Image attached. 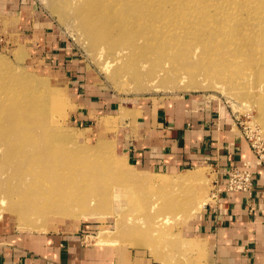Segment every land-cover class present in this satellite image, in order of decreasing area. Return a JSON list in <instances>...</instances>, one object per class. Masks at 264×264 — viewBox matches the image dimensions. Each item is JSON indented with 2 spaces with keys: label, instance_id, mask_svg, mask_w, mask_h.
<instances>
[{
  "label": "rangeland",
  "instance_id": "374dc122",
  "mask_svg": "<svg viewBox=\"0 0 264 264\" xmlns=\"http://www.w3.org/2000/svg\"><path fill=\"white\" fill-rule=\"evenodd\" d=\"M98 2L39 0L38 30H26L32 37L5 27L8 19L0 27V93L3 87L8 94L16 92L14 114L26 116L30 124L33 117L41 122L32 127L44 148L20 143L35 156L27 162L16 153L0 161V227L41 230L54 220L95 223L88 242L142 246L163 257V264H202L189 234L209 199L212 168L204 164L150 177L131 165L123 132L116 129L139 100L208 96L235 119L251 148L248 161L258 162L256 153L264 155V0H182L178 9L177 0H126L146 8L144 17L155 23L148 29L152 47L114 31L97 10ZM159 2L164 8L153 9ZM72 73L82 76L83 87L72 81ZM85 83L116 101V116L80 115L78 95ZM39 126L61 139L53 133L44 139ZM22 133L0 134V154L12 151ZM53 160L63 166L60 171L51 167ZM40 168L48 185L39 190L31 170ZM70 195L75 208H93L97 214L50 213L57 208L54 200L64 203Z\"/></svg>",
  "mask_w": 264,
  "mask_h": 264
},
{
  "label": "crops",
  "instance_id": "0c3cea01",
  "mask_svg": "<svg viewBox=\"0 0 264 264\" xmlns=\"http://www.w3.org/2000/svg\"><path fill=\"white\" fill-rule=\"evenodd\" d=\"M38 8L39 0H0V27L8 19L5 27L30 37L28 28L38 30L34 19L41 14ZM72 77L83 87L82 76L72 73ZM78 98L80 115L87 119L116 116V101L99 88L86 84ZM121 123L116 130L123 132L131 165L150 177L180 174L205 164L223 186L229 169L253 159L238 123L208 96L139 100ZM250 165L255 180L252 194L224 193L220 205L209 196L191 224L189 236L194 248H200L202 264H264V163ZM94 224L54 220L41 230L0 227V264H163V257L156 258L142 246L88 242Z\"/></svg>",
  "mask_w": 264,
  "mask_h": 264
},
{
  "label": "bare ground",
  "instance_id": "6f19581e",
  "mask_svg": "<svg viewBox=\"0 0 264 264\" xmlns=\"http://www.w3.org/2000/svg\"><path fill=\"white\" fill-rule=\"evenodd\" d=\"M168 1L175 2V0H168ZM180 1H182V0H177L178 3ZM123 2H125V3H123ZM96 8H97V10H99V12L101 11L102 19H106V21L108 20L109 21L108 25H111L112 29L114 31L117 30L120 34L123 35V37L127 38L128 41H134L135 42L138 38L139 39L142 38L145 42H147L146 44H144L142 46H144V47H147V46L152 47L153 46V43H154L153 39L148 38V34H149L148 29L152 28L155 25V23L153 22L152 18H149L148 16L144 17L143 12L146 8L140 9V7H137V6L135 7V6H133V2H130V5H128L126 3V0L125 1L124 0H101V2H98V4H96ZM149 8L150 7L148 6V9ZM156 8L158 10H162V8H164V7H161V4L159 2L158 7H156V6L153 7V9H156ZM178 8H182V6H180V3H179V6L177 7V9ZM172 10H174V8ZM181 10H183V9H180L178 11H181ZM147 20H151V21L148 22ZM262 22H264V21H262ZM200 29L204 30L203 26H201ZM262 38L264 39V36ZM146 39H148V40H146ZM230 41L232 42V37H231ZM232 43H234V42H232ZM138 47H140V45L137 44L136 48H138ZM242 48H244V47H242ZM240 50H242V49H240ZM235 57H238V55L235 54ZM224 63L226 65L225 61H224ZM227 69L228 68H225V70H227ZM135 71H136V69L134 70V72ZM11 72H13V71H11ZM9 75H11V73ZM11 76H13V75H11ZM28 79L29 78H26L27 81H28ZM14 80H16V79H14ZM14 80H13V83H14ZM20 81L22 82V80H20ZM30 82L32 83V80ZM33 82H34V80H33ZM33 84H32V87H33ZM25 85H28V84H25ZM1 87H3V86H1ZM14 87H15V85H14ZM14 87H12V88H14ZM5 88L6 87H3L4 90L1 89V91L3 90L4 92L2 94L0 93V134H9L10 136H12L11 133H15L19 129H20V132L23 131V133H22V136H20V134H19V140L17 141V143L15 145L16 147H19V148L15 147L10 152L5 151L2 154H0V161L1 160L2 161L12 160L16 153H20V155L28 162V158L31 156H35V155L32 154L31 152H29L28 150H23V148L20 147V143L25 144V145L32 144V146L39 145L40 148L44 150V148L42 147L43 143L39 142V136L36 135L37 133H36V131H34V129L32 127L34 125H41V122L36 120L35 117H33L32 118L33 124H30V119H28L26 116H24V115L16 116L14 114L13 110L15 109V106L18 103V101L12 102V100H15L14 93H16V92L12 91L10 94H8L7 89H5ZM16 90H18V88ZM18 94H15V95H18ZM37 98H38V96H37ZM41 98H43V97H41ZM49 98H50V96H49ZM10 103H11V105H10ZM45 105H46V103H45ZM45 105H44V107H45ZM44 107H43V110H44ZM17 110L19 112H21L20 107H17ZM45 110L47 111V107ZM21 126H25V128L23 130H21L22 129ZM27 126H30V127L27 128ZM39 127L41 128L42 131L38 135L43 134L44 139L52 138L53 132L52 133L50 132L52 130L48 126H39ZM53 134H55V133H53ZM55 135H57V140L61 139V136H60L61 134L58 135V133H56ZM33 153H35L37 155L40 154V152H37V153L33 152ZM57 159L58 158H56L55 160H57ZM55 160H53L51 167L55 169V172H58L63 168V166L58 165V163H54V162H57ZM48 163H49V161L46 160L45 161V169L49 172V170L47 168ZM45 169L40 168V169H32L31 170V173H32L34 180H35V182L33 184H35L36 189L40 190L41 187L48 185V183H45L46 179H47ZM42 176H44L43 180L39 181V178H41ZM138 176L139 175H137V177ZM138 179H140V178H138ZM163 181H165V180L163 179ZM33 184L31 185L32 189H34ZM24 193H28V192L25 191ZM39 195H40V191H39ZM70 198H71V200L65 199L64 203H58L53 198V200H54L53 205L57 206V208H55L54 211L51 210L50 213L52 212V213L56 214V216L62 215L65 217L66 216H71V217L72 216H74V217L84 216V217H86V216L95 215L96 212L92 211L93 208L92 209L87 208V207H82V208L78 207L79 209L75 208L74 207L75 201H73V198L71 195H70ZM56 199H61V198L57 196ZM3 201L4 200H2V203H3ZM0 208H1V206H0ZM120 224H122V223H120ZM103 239L106 240L107 238L106 239L103 238ZM109 240H110V238L107 241H109ZM100 241H102V240L100 239ZM109 243H110V241H109Z\"/></svg>",
  "mask_w": 264,
  "mask_h": 264
},
{
  "label": "built area",
  "instance_id": "2783aa9c",
  "mask_svg": "<svg viewBox=\"0 0 264 264\" xmlns=\"http://www.w3.org/2000/svg\"><path fill=\"white\" fill-rule=\"evenodd\" d=\"M254 145V144H253ZM258 163H264V155L256 153ZM227 182L221 186L218 181L213 182L210 198L219 205V199L224 193L244 192L252 194L255 187L254 172L250 162H245L243 167L231 168L226 173Z\"/></svg>",
  "mask_w": 264,
  "mask_h": 264
}]
</instances>
